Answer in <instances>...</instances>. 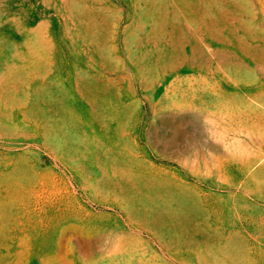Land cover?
<instances>
[{
	"label": "rangeland",
	"instance_id": "rangeland-1",
	"mask_svg": "<svg viewBox=\"0 0 264 264\" xmlns=\"http://www.w3.org/2000/svg\"><path fill=\"white\" fill-rule=\"evenodd\" d=\"M0 264H264V0H0Z\"/></svg>",
	"mask_w": 264,
	"mask_h": 264
}]
</instances>
